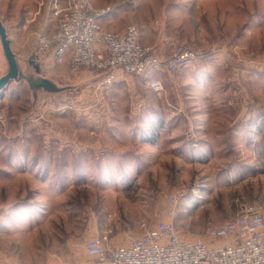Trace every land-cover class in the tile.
I'll return each mask as SVG.
<instances>
[{
    "label": "rangeland",
    "instance_id": "rangeland-1",
    "mask_svg": "<svg viewBox=\"0 0 264 264\" xmlns=\"http://www.w3.org/2000/svg\"><path fill=\"white\" fill-rule=\"evenodd\" d=\"M185 1L150 4L132 23L161 52L194 48L195 65L110 86L83 70L38 96L13 81L0 97V264H79L87 241L122 245L165 219L181 190L184 236L233 217L243 200L264 213V0ZM0 17L22 53L55 29L38 0H0Z\"/></svg>",
    "mask_w": 264,
    "mask_h": 264
},
{
    "label": "built area",
    "instance_id": "built-area-1",
    "mask_svg": "<svg viewBox=\"0 0 264 264\" xmlns=\"http://www.w3.org/2000/svg\"><path fill=\"white\" fill-rule=\"evenodd\" d=\"M46 1L41 0L39 7ZM48 6L55 29L37 35V53L43 56L53 50L56 66L67 63L71 74L83 70L102 74L105 86L160 68L177 72L195 65L202 56L190 46L179 45L162 58L152 45L142 43L137 24L129 23L123 31L105 27L101 19L111 8H97L92 0H49ZM150 83L155 92L162 91L159 79ZM185 195L181 190L169 196L166 218L142 226L140 233L128 234L124 244L109 247L104 235L87 241L86 253L100 264H264L261 203L240 201L233 217L220 224L208 222L203 230L184 236L175 220V206Z\"/></svg>",
    "mask_w": 264,
    "mask_h": 264
},
{
    "label": "crops",
    "instance_id": "crops-1",
    "mask_svg": "<svg viewBox=\"0 0 264 264\" xmlns=\"http://www.w3.org/2000/svg\"><path fill=\"white\" fill-rule=\"evenodd\" d=\"M32 1H37V0H32ZM40 1L38 0V4L40 3ZM177 1H178V5H183V6H180V8H182V9L185 8V4L188 3L185 0H177ZM92 2L94 4V6L97 8H104V7H110L111 8V11L108 14H106L105 16H103L101 19V23L105 27H107L108 29L113 30V31H123L129 23L134 22V21H132L134 18V14H136L138 12L139 13H146L145 8L147 6H149L150 4L154 5L155 2L160 3L159 6H162V2H164V0H161V2H159V0H92ZM46 4L49 5V0L46 1ZM167 5L168 4H166V7H167ZM165 12L166 11H161L160 14H165ZM35 14H36V11L35 12L30 11L29 15H26V23L29 24L32 21H34L36 18ZM163 16L164 15H162L160 20L162 22L166 23V20L164 19ZM3 22L5 25H7L9 27L8 39L10 40L11 47H12L13 51L15 52L18 60L20 61L21 66H23L24 60L29 59L31 54H32V51H33L35 44L37 42L36 41L37 37L36 38L34 37L31 39L29 46H28L27 53H22V52H20V50L17 47L13 46L12 39L10 37L14 23L10 22L6 19H3ZM164 23H162V24H164ZM142 33H143V31L141 30V41H142V43L152 45L155 48L157 54H159L163 57H168V55H171L173 53V51H174L173 49L170 51H167V53L161 52L160 50H162L161 47H164L162 45L164 42L163 43L159 42L154 36H153V38L152 37L151 38L154 39L155 41L154 40L151 41V39L148 40L147 37L143 36ZM161 38L162 37L160 36L159 40H161ZM1 60H4V59L0 53V64H2ZM24 65H26V64H24ZM43 70H45V68H43ZM56 72H59L60 75L56 74ZM46 73H53L54 76L62 77V78H67V76L72 75L68 71L67 63L63 64L62 66H56L54 64L52 67L50 66L48 68V71ZM52 75L47 76V77L51 78ZM7 89H9V87ZM6 90H4V92L0 95V97L4 96ZM79 264H100V263H98V261L96 259L91 258L86 253V250H85V253L83 254L82 258L79 260Z\"/></svg>",
    "mask_w": 264,
    "mask_h": 264
},
{
    "label": "water",
    "instance_id": "water-1",
    "mask_svg": "<svg viewBox=\"0 0 264 264\" xmlns=\"http://www.w3.org/2000/svg\"><path fill=\"white\" fill-rule=\"evenodd\" d=\"M9 27L4 24L3 19L0 17V53L4 60L2 64L6 65L4 72L0 73V95L6 90L9 85L15 81H27L32 88L35 96L39 95V90L42 88L49 93H56L67 87L70 80L62 77H47L45 71L54 65L53 57L54 51L50 50L43 56L39 55L36 50V44L29 59L24 60V65L21 66L15 52L13 51L10 40L8 39ZM45 62V63H44ZM0 64L1 68L3 65ZM45 66V67H43ZM49 66V67H48ZM48 67V68H47ZM45 68V70H43ZM82 71L75 73L80 75ZM102 76V74L100 75ZM62 83V84H61ZM64 85V86H63Z\"/></svg>",
    "mask_w": 264,
    "mask_h": 264
}]
</instances>
